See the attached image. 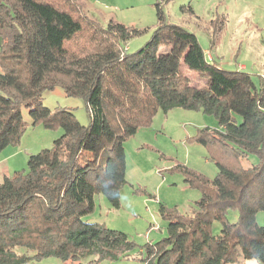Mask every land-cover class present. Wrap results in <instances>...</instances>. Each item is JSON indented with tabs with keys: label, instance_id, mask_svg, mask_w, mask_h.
Wrapping results in <instances>:
<instances>
[{
	"label": "trees",
	"instance_id": "16d2710c",
	"mask_svg": "<svg viewBox=\"0 0 264 264\" xmlns=\"http://www.w3.org/2000/svg\"><path fill=\"white\" fill-rule=\"evenodd\" d=\"M171 1L157 0V27L141 49L128 54L121 47L142 32L113 21L103 29L82 20L78 0H0V152L19 144L26 128L23 109L31 126L63 131L50 149L28 157L26 171L2 176L0 264L129 258L134 244L125 234L83 218L93 211L96 194L119 207L124 142L158 111L175 108L216 120L220 129H201L192 140L207 148L218 173L209 180L176 167L201 197L188 215L160 204L167 235L145 245L139 260L264 264V226L256 223V214L264 212V85L208 62L193 33L166 21L163 6ZM182 11L192 13L190 6ZM220 28L208 29L211 42ZM183 65L204 79L202 87L191 85ZM56 88L83 99L87 127L67 109L43 106L44 93ZM248 155L257 164L243 168L240 161ZM229 210L238 211L237 222H228ZM214 222L221 225L218 235L212 233Z\"/></svg>",
	"mask_w": 264,
	"mask_h": 264
},
{
	"label": "rangeland",
	"instance_id": "374dc122",
	"mask_svg": "<svg viewBox=\"0 0 264 264\" xmlns=\"http://www.w3.org/2000/svg\"><path fill=\"white\" fill-rule=\"evenodd\" d=\"M156 3L157 0H78L76 10L82 20L92 21L103 29L113 21L141 31V35L121 47H126L127 53L132 54L150 40L157 27ZM187 6L192 13L182 11ZM163 14L167 22L193 33L206 51L208 60L216 66L228 72L250 75L258 88L264 85V0H172L163 6ZM212 25L213 28L221 25L213 42L208 31ZM78 39L81 45L83 38ZM165 50L160 48V52ZM184 69L183 65L181 71ZM189 73L192 86H203V78L197 73ZM42 103L51 111L67 109L81 126L89 125V112L83 99L68 97L61 88L45 92ZM22 118L26 128L19 144L0 152V159L6 153L4 151L15 149L18 152L14 158L17 161L14 164L16 172L27 170V160L20 164L19 159L29 152V148L32 150L35 143L37 149L31 155L50 149L63 134L61 128L47 130L40 125L31 126L26 109L22 110ZM218 127L211 116L175 108L167 113L158 111L148 127L139 128L124 142L126 182L120 189L119 207L112 208L103 195L96 194L93 211L83 218L125 234L134 244L129 258L110 264H143L139 259L145 254L144 246L166 237L167 221L159 213L160 204L175 214L188 215L195 209L201 194L184 182L176 167L186 166L209 180L214 179L218 173L214 160L207 148L195 143L192 138L201 129ZM39 131L46 134L42 136ZM50 136L53 138L48 142ZM257 161L256 156L248 155L240 164L247 168L257 164ZM225 162L227 164L228 161ZM3 175L0 168V182ZM227 220L237 222L238 211L229 210ZM256 223L264 226V212L256 214ZM220 229V223L214 222L212 233L218 235ZM16 251L25 253L23 249ZM28 256L32 257L33 253L28 252ZM25 264L62 262L46 258L29 260ZM238 264H257V261L247 260Z\"/></svg>",
	"mask_w": 264,
	"mask_h": 264
},
{
	"label": "crops",
	"instance_id": "0c3cea01",
	"mask_svg": "<svg viewBox=\"0 0 264 264\" xmlns=\"http://www.w3.org/2000/svg\"><path fill=\"white\" fill-rule=\"evenodd\" d=\"M204 50V49H203ZM204 53H205V57H206V59H207V61L208 62H211L212 63V61H209L208 60V58H207V56H206V51L204 50ZM182 73H183V75L184 76H187L188 78H189V71L187 70L186 71V69H184L183 71H182ZM191 82V81H190ZM202 82V81H201ZM203 84H204V82H203ZM198 85V84H197ZM194 87H197V88H199L198 86H194ZM202 87V86H201ZM216 129H220L219 127L218 128H216ZM40 132V134L42 135V136H44L46 133H43V131H39ZM53 137H51L50 136V139H49V141L48 142H50L51 141V139H52ZM46 144H47V142H46ZM46 144H44V145H46ZM34 148L31 150L30 148H29V152L28 153H26V155H24V157H20V159H19V162H20V164L21 163H23V160L24 161H26L27 159H28V157H29V155H31V154H33V151H34V149H37V143H35V145L33 146ZM4 152H6L2 157H1V159H0V168H1V172L4 174V175H10L11 173H13V172H15L16 170V168H15V166H14V164L17 162L16 160H14V158L18 155V152L15 150V149H10V150H8V151H4ZM5 166V167H4ZM6 169V170H5ZM0 179H1V176H0ZM88 222H92L91 220H87ZM244 260H241L239 263H241V262H243ZM100 264H110V263H107V262H101Z\"/></svg>",
	"mask_w": 264,
	"mask_h": 264
},
{
	"label": "built area",
	"instance_id": "2783aa9c",
	"mask_svg": "<svg viewBox=\"0 0 264 264\" xmlns=\"http://www.w3.org/2000/svg\"><path fill=\"white\" fill-rule=\"evenodd\" d=\"M126 50H127V48H126Z\"/></svg>",
	"mask_w": 264,
	"mask_h": 264
}]
</instances>
